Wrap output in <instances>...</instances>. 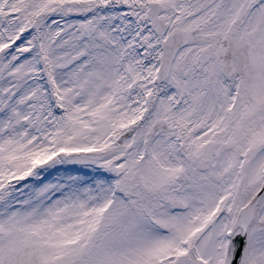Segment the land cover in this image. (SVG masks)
Wrapping results in <instances>:
<instances>
[{"label": "snow or ice", "instance_id": "6c2138e0", "mask_svg": "<svg viewBox=\"0 0 264 264\" xmlns=\"http://www.w3.org/2000/svg\"><path fill=\"white\" fill-rule=\"evenodd\" d=\"M0 264H264V0H0Z\"/></svg>", "mask_w": 264, "mask_h": 264}]
</instances>
